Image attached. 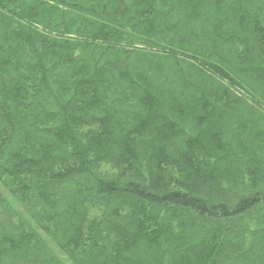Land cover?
<instances>
[{
  "label": "trees",
  "instance_id": "obj_1",
  "mask_svg": "<svg viewBox=\"0 0 264 264\" xmlns=\"http://www.w3.org/2000/svg\"><path fill=\"white\" fill-rule=\"evenodd\" d=\"M263 218L264 0H0V264H264Z\"/></svg>",
  "mask_w": 264,
  "mask_h": 264
},
{
  "label": "rangeland",
  "instance_id": "obj_2",
  "mask_svg": "<svg viewBox=\"0 0 264 264\" xmlns=\"http://www.w3.org/2000/svg\"><path fill=\"white\" fill-rule=\"evenodd\" d=\"M2 190L5 192V194L6 195H8V191L2 186ZM255 212H257V213H254L253 215H252V217H250L251 218V221L252 222H254V221H256V220H258V216L260 215V213H259V211L258 210H255ZM261 216V215H260ZM264 219V218H263ZM248 221H249V218H248ZM253 236H254V234L253 235H251V237L253 238ZM52 243H53V241H52ZM51 246H53V248L55 249V251L57 252V253H59V249L57 248V246L53 243V245L52 244H50Z\"/></svg>",
  "mask_w": 264,
  "mask_h": 264
}]
</instances>
